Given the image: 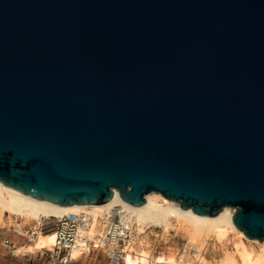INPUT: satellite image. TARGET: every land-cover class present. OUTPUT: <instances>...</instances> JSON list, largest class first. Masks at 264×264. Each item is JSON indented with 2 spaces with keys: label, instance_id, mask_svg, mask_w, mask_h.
<instances>
[{
  "label": "water",
  "instance_id": "1",
  "mask_svg": "<svg viewBox=\"0 0 264 264\" xmlns=\"http://www.w3.org/2000/svg\"><path fill=\"white\" fill-rule=\"evenodd\" d=\"M0 182L264 241V0H0Z\"/></svg>",
  "mask_w": 264,
  "mask_h": 264
},
{
  "label": "bare ground",
  "instance_id": "2",
  "mask_svg": "<svg viewBox=\"0 0 264 264\" xmlns=\"http://www.w3.org/2000/svg\"><path fill=\"white\" fill-rule=\"evenodd\" d=\"M113 193V197L102 205L73 204L64 206L29 197L0 182V219L6 213L36 220L43 217L85 213L93 219L90 234H94L99 217L105 212L119 208L132 213L138 234L135 245L130 249L133 254L127 256L126 264H178L173 254L153 256L147 249L148 242L144 236L140 237L151 226L167 231L174 225L178 226V231L186 234L188 244L195 248L194 262L197 264L211 263L202 251L207 239L212 238L216 243H223L229 233L235 235L232 240V251H224L219 264H264V241L249 239L243 231L235 227L232 221L235 210L231 207L225 206L217 215L211 217L199 215L191 207L183 210L180 208L179 202L156 192L146 194L145 201L140 206L128 204L116 190ZM54 237L53 232L48 235L40 234L32 245H27L22 250L33 251L39 248H50ZM253 243H256L258 248L253 246ZM79 256L80 250L72 252V259H77Z\"/></svg>",
  "mask_w": 264,
  "mask_h": 264
},
{
  "label": "built area",
  "instance_id": "3",
  "mask_svg": "<svg viewBox=\"0 0 264 264\" xmlns=\"http://www.w3.org/2000/svg\"><path fill=\"white\" fill-rule=\"evenodd\" d=\"M92 221L85 213L43 217L32 223L23 217L7 215L0 226V264L6 256L34 254L39 264H73L88 256H93L88 264H126L138 236L132 213L119 208L103 213L94 234H90ZM52 232L55 237L50 248L22 250L27 244L32 245L40 234ZM74 250H80L77 259H72ZM195 253V248L186 241L178 254V264H197Z\"/></svg>",
  "mask_w": 264,
  "mask_h": 264
},
{
  "label": "rangeland",
  "instance_id": "4",
  "mask_svg": "<svg viewBox=\"0 0 264 264\" xmlns=\"http://www.w3.org/2000/svg\"><path fill=\"white\" fill-rule=\"evenodd\" d=\"M7 215L9 217L14 216L6 213L0 219V226L2 225L3 219H5ZM23 218H25L28 223H32L34 220H36V219H29L27 217H23ZM41 219L42 218H40L37 221H40ZM177 227L178 226L174 225L173 228H169L167 231H164L163 228L151 226L147 228L146 232L144 234H141L140 237L144 236V238L148 242L147 249L150 250L153 256H157V255L167 256L173 254L175 255V258L177 260L181 248L183 247L184 243L188 241L186 234L180 230L178 231ZM234 236L235 235L233 233H229L226 240H224L223 243H216L212 238L206 240L205 244L203 245L202 251L204 256L209 261H211L210 264H219L223 252L232 251V240L234 239ZM20 241L22 240L20 239ZM252 245L258 248V245L256 243H253ZM92 259L93 256H88L86 257V259L82 258L81 260L73 264H88V262ZM1 263L2 264H39V261L34 254L28 256L19 255L17 257L6 256L1 258Z\"/></svg>",
  "mask_w": 264,
  "mask_h": 264
}]
</instances>
